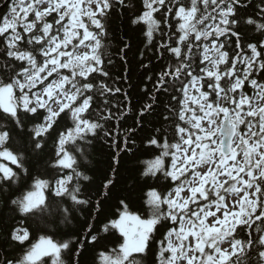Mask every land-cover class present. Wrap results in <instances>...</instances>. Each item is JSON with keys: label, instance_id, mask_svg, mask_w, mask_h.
<instances>
[{"label": "snow or ice", "instance_id": "6c2138e0", "mask_svg": "<svg viewBox=\"0 0 264 264\" xmlns=\"http://www.w3.org/2000/svg\"><path fill=\"white\" fill-rule=\"evenodd\" d=\"M0 264H264V0H11Z\"/></svg>", "mask_w": 264, "mask_h": 264}, {"label": "trees", "instance_id": "16d2710c", "mask_svg": "<svg viewBox=\"0 0 264 264\" xmlns=\"http://www.w3.org/2000/svg\"><path fill=\"white\" fill-rule=\"evenodd\" d=\"M6 1L7 0H0V15L4 14L7 11V5L11 3V0H10L9 3L5 4ZM125 27H126V25H125L124 21L119 19V18H116L113 21L112 29H110V32L113 35L118 36L120 34V32H122ZM115 45H116V40L114 39L112 41V46L109 48V51L114 52L116 50ZM119 71H120L119 68L114 69L113 74L115 75ZM123 86L126 87V85H123ZM132 95H133V97H135L136 92L133 91ZM57 224H58V218L53 222V229L56 228ZM59 227H60V229L66 230V229H64L63 225H60Z\"/></svg>", "mask_w": 264, "mask_h": 264}, {"label": "water", "instance_id": "95a60500", "mask_svg": "<svg viewBox=\"0 0 264 264\" xmlns=\"http://www.w3.org/2000/svg\"><path fill=\"white\" fill-rule=\"evenodd\" d=\"M9 1H10V0H7V1L5 2V4L9 3ZM5 4H4V5H5Z\"/></svg>", "mask_w": 264, "mask_h": 264}]
</instances>
